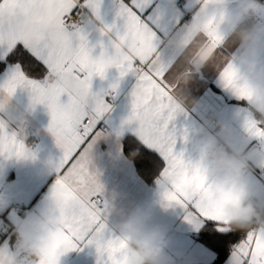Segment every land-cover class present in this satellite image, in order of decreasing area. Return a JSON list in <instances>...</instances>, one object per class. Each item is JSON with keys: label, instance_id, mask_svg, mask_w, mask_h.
Returning <instances> with one entry per match:
<instances>
[{"label": "snow or ice", "instance_id": "snow-or-ice-1", "mask_svg": "<svg viewBox=\"0 0 264 264\" xmlns=\"http://www.w3.org/2000/svg\"><path fill=\"white\" fill-rule=\"evenodd\" d=\"M168 3L174 11V0ZM116 4L122 27L113 22L104 25L101 33L115 31L110 44L112 48L114 43L123 45L119 60L103 44L100 54L93 57L86 38V14L99 19L100 0H0V69L9 70L0 83V95H12L24 88L30 91L32 106L46 104L51 115L49 131L62 152L56 184L66 190L68 207L58 210L66 230L59 247L69 252L94 246L97 264H121L125 245L109 232L110 201L92 165L93 147L105 135L99 123L110 106L91 92V82L94 76L103 78L106 69L115 67L121 78L128 73L137 78L131 113L116 132L117 136L127 133L120 144L121 152H137L152 159L166 206L180 207L184 219L207 236L210 248L219 253V247H225L227 259L223 264H264V232L233 231L224 225L222 208L227 201L201 195L204 178L199 169L183 151H176L177 135L170 125L183 108L171 95L166 73L176 54L162 45L163 38L181 20L169 18L162 0H116ZM225 39L224 34L214 33L212 46L223 50ZM21 58L42 64L45 72L41 78L30 77ZM237 73L233 62L223 64L217 72L218 84L244 103L247 93L236 83ZM62 97H66L63 102ZM243 129L245 142L241 147L264 152V125L257 124L249 110L243 116ZM0 156L35 159V153L15 131L3 129ZM256 168L253 177L264 184V164ZM4 235L0 244L11 247V238L7 232Z\"/></svg>", "mask_w": 264, "mask_h": 264}, {"label": "clouds", "instance_id": "clouds-1", "mask_svg": "<svg viewBox=\"0 0 264 264\" xmlns=\"http://www.w3.org/2000/svg\"><path fill=\"white\" fill-rule=\"evenodd\" d=\"M264 0H195V11L163 38L162 47L176 54L166 68L171 95L177 106H191L187 86L202 70L219 72L233 62L238 70L236 83L247 93L244 104L259 125H264ZM214 33L226 39L223 50L211 43ZM123 45L114 43L112 56L122 59ZM108 69H106L107 71ZM104 78V77H103ZM101 77V79H103ZM13 94L0 95V129L11 130L18 117L8 109ZM215 132L209 129L213 127ZM208 139L201 147L199 161L193 162L204 178L201 195L219 197L223 204L221 221L233 231L264 232V186L253 182L258 164H264V152H253L237 145L228 128L210 118ZM31 153H35L26 145ZM26 160L31 159L24 158ZM49 172L55 179L48 193V206L33 214L12 233L11 247L0 244V264H61L66 253L59 247L65 225L58 210L68 207V194L56 184L58 160H49ZM113 193L111 199H116ZM123 219L117 224L124 242L121 264H178L166 255V230L152 222L148 211L134 207L130 211L112 209Z\"/></svg>", "mask_w": 264, "mask_h": 264}, {"label": "crops", "instance_id": "crops-1", "mask_svg": "<svg viewBox=\"0 0 264 264\" xmlns=\"http://www.w3.org/2000/svg\"><path fill=\"white\" fill-rule=\"evenodd\" d=\"M130 3L131 0H125ZM235 2V0H234ZM167 8L170 19L179 18L181 22L188 19L195 11V0H188L175 5V10L168 0H162ZM116 0H100L99 19L90 15L85 26V34L89 46L93 48V57L101 52V44L111 54L113 48L110 37L114 39L115 31L107 35L101 33L104 25L116 23L122 27V20L117 19ZM264 20V16L260 17ZM8 68L0 73V83L7 78ZM137 83L133 73L120 77L115 67L109 68L103 79L94 76L91 92L102 96L110 106L99 123L105 133L94 145L92 165L99 174V181L104 188L105 196L110 201L108 229L113 235L119 236L117 224L123 219L112 209L119 207L130 211L140 207L149 212L152 222L166 230V255L175 257L178 264H211L216 254L197 240V231L184 219V211L180 207H168L163 200V189L157 183L144 180L137 172L135 164L125 152H121L120 144L125 135L117 136L122 122L127 119L132 109V91ZM116 85L115 88L112 86ZM187 91L194 105L184 106L170 125L177 135L176 151H183L185 158L193 162L201 159V147L208 139L206 113H218L219 122L228 128L233 141L241 146L245 142L243 116L248 110L243 102L232 93L219 87L217 72L202 70L196 74L187 86ZM108 92H115L110 98ZM66 97H62V102ZM8 111L17 116V123L11 131L17 138L30 146L35 152V159L5 158L0 156V242L5 239V232L12 240V233L33 214L44 211L48 206V193L55 177L49 172L48 161L59 160L62 155L55 138L49 131L51 115L46 104L31 105V94L28 89L18 88L13 94ZM3 113H0L2 116ZM215 132L214 127H210ZM186 135V138H182ZM253 182L264 186L254 177ZM117 194L116 199H109ZM21 204L24 213L13 209ZM98 255L94 246L80 247L66 252L61 257V264H97Z\"/></svg>", "mask_w": 264, "mask_h": 264}, {"label": "trees", "instance_id": "trees-1", "mask_svg": "<svg viewBox=\"0 0 264 264\" xmlns=\"http://www.w3.org/2000/svg\"><path fill=\"white\" fill-rule=\"evenodd\" d=\"M20 62L25 72L32 78H41L42 74L45 72L44 66L32 58H21ZM4 69H0V73H2ZM126 156L133 161L138 174L148 183L152 184L158 175V169L153 165L152 159L150 157H141L137 152L126 153ZM197 240L216 254L215 260L211 264H217L218 261L220 264H223L222 260L227 259L225 247H219L218 253L215 249L209 247V244L206 242L207 236H204L201 232L198 234ZM208 242L210 244L212 243L211 241ZM213 247L216 248L218 246L213 244Z\"/></svg>", "mask_w": 264, "mask_h": 264}, {"label": "built area", "instance_id": "built-area-1", "mask_svg": "<svg viewBox=\"0 0 264 264\" xmlns=\"http://www.w3.org/2000/svg\"><path fill=\"white\" fill-rule=\"evenodd\" d=\"M188 0H174V4L175 5H180V4H182V3H184V2H187ZM86 15H88V17H89V19H90V15L87 13ZM88 19V20H89ZM108 94V96L110 97V98H113V97H115V92H108L107 93ZM218 113H216V112H214V111H208L207 113H206V119H207V121H208V126H209V120H210V118H213V119H215V120H217L218 122H219V117H218V115H217ZM220 123V122H219ZM207 126V127H208ZM214 127V126H213ZM13 209L16 211V212H20V213H24V209H23V206L21 205V204H15L14 206H13ZM0 238H1V236H0Z\"/></svg>", "mask_w": 264, "mask_h": 264}]
</instances>
